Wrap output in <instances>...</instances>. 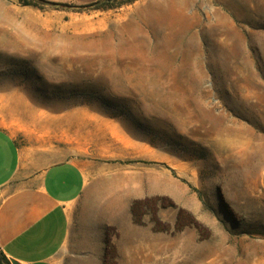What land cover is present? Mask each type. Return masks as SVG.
Returning <instances> with one entry per match:
<instances>
[{
    "label": "rangeland",
    "instance_id": "374dc122",
    "mask_svg": "<svg viewBox=\"0 0 264 264\" xmlns=\"http://www.w3.org/2000/svg\"><path fill=\"white\" fill-rule=\"evenodd\" d=\"M46 1L0 0V125L87 175L58 264H264V0Z\"/></svg>",
    "mask_w": 264,
    "mask_h": 264
},
{
    "label": "crops",
    "instance_id": "0c3cea01",
    "mask_svg": "<svg viewBox=\"0 0 264 264\" xmlns=\"http://www.w3.org/2000/svg\"><path fill=\"white\" fill-rule=\"evenodd\" d=\"M54 131L20 137L0 125V253L10 264H58L68 241L70 206L83 193L87 175L67 158V128Z\"/></svg>",
    "mask_w": 264,
    "mask_h": 264
},
{
    "label": "trees",
    "instance_id": "16d2710c",
    "mask_svg": "<svg viewBox=\"0 0 264 264\" xmlns=\"http://www.w3.org/2000/svg\"><path fill=\"white\" fill-rule=\"evenodd\" d=\"M101 1L102 0H95V1H92L88 4H85L84 6H86V5H98ZM37 2L45 3L48 1H46V0H20V3L23 5H36ZM48 3H51L53 5H57V6H70L71 5L68 3H61V2H48ZM0 264H10L9 261L4 256H2V254H1Z\"/></svg>",
    "mask_w": 264,
    "mask_h": 264
},
{
    "label": "water",
    "instance_id": "95a60500",
    "mask_svg": "<svg viewBox=\"0 0 264 264\" xmlns=\"http://www.w3.org/2000/svg\"><path fill=\"white\" fill-rule=\"evenodd\" d=\"M11 262H12V264H17V263H16L15 261H13V260H12Z\"/></svg>",
    "mask_w": 264,
    "mask_h": 264
}]
</instances>
